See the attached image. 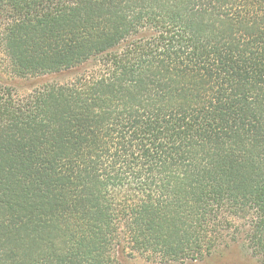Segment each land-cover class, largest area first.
Wrapping results in <instances>:
<instances>
[{"label":"trees","instance_id":"16d2710c","mask_svg":"<svg viewBox=\"0 0 264 264\" xmlns=\"http://www.w3.org/2000/svg\"><path fill=\"white\" fill-rule=\"evenodd\" d=\"M0 56L34 80L0 84V264H201L227 234L264 264V0H0Z\"/></svg>","mask_w":264,"mask_h":264},{"label":"rangeland","instance_id":"374dc122","mask_svg":"<svg viewBox=\"0 0 264 264\" xmlns=\"http://www.w3.org/2000/svg\"><path fill=\"white\" fill-rule=\"evenodd\" d=\"M1 59V56H0ZM2 61L0 60V65ZM34 80L24 81L21 79H16L11 77L1 66H0V84H11L17 87V91L23 94L26 93L29 85L32 84ZM233 231V230H231ZM231 233V232H228ZM231 234H227L224 240L226 242L220 244L217 247L214 255L210 256L207 263L201 264H259L256 259L251 258L245 248L240 242L230 241ZM120 264H152L140 257H126L120 255Z\"/></svg>","mask_w":264,"mask_h":264}]
</instances>
